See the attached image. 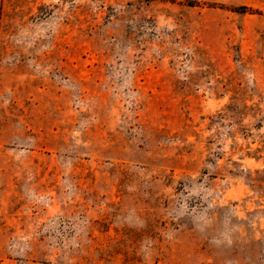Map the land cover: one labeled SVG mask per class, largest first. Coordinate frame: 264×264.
Here are the masks:
<instances>
[{
  "label": "rangeland",
  "instance_id": "obj_1",
  "mask_svg": "<svg viewBox=\"0 0 264 264\" xmlns=\"http://www.w3.org/2000/svg\"><path fill=\"white\" fill-rule=\"evenodd\" d=\"M0 264H264V0H0Z\"/></svg>",
  "mask_w": 264,
  "mask_h": 264
},
{
  "label": "trees",
  "instance_id": "obj_2",
  "mask_svg": "<svg viewBox=\"0 0 264 264\" xmlns=\"http://www.w3.org/2000/svg\"><path fill=\"white\" fill-rule=\"evenodd\" d=\"M235 9H236V11H239V12H247L250 10L247 6H239Z\"/></svg>",
  "mask_w": 264,
  "mask_h": 264
}]
</instances>
